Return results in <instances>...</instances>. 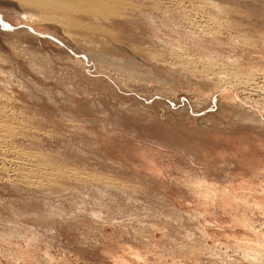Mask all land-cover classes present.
<instances>
[{
    "label": "rangeland",
    "instance_id": "obj_1",
    "mask_svg": "<svg viewBox=\"0 0 264 264\" xmlns=\"http://www.w3.org/2000/svg\"><path fill=\"white\" fill-rule=\"evenodd\" d=\"M28 1L0 0V264H264V0Z\"/></svg>",
    "mask_w": 264,
    "mask_h": 264
},
{
    "label": "bare ground",
    "instance_id": "obj_2",
    "mask_svg": "<svg viewBox=\"0 0 264 264\" xmlns=\"http://www.w3.org/2000/svg\"><path fill=\"white\" fill-rule=\"evenodd\" d=\"M24 1H25V0H24ZM24 1L22 0L23 3H24ZM26 1H27V0H26ZM44 1H45V3H46L48 0H47V1L44 0ZM66 1H67V0H66ZM28 2H30L31 4H32V3H35V4H33V5H36L37 3H38V5H40V4H42L43 0H29ZM28 2H27V3H28ZM48 2H49V1H48ZM69 2H70V1H69ZM69 2H68V3H69ZM72 2H73V1H72ZM72 2H70V4H71ZM30 3H29L28 5H30ZM43 3H44V2H43ZM68 3H67V4H68ZM46 4H47V3H46ZM70 4H69V6L67 5L69 8H70V6L72 5V4H71V5H70ZM22 5H23V4H22ZM64 5H66V4H63V5H61V6L63 7ZM78 5H79V4H78ZM30 6H31V5H30ZM41 6H42V5H41ZM44 6H46V5H44ZM44 6H42V7H44ZM33 7H34V6H33ZM37 7H38V6H37ZM62 7H60V9H62ZM64 7H65V9H67L66 6H64ZM35 8H36V7H35ZM40 8H41V7H39V9H40ZM52 8H54V6H53ZM71 8L74 9V5H73V7H71ZM71 8H70L69 10H71ZM41 9H42V8H41ZM44 9H45V11H48V7H47V10H46V7H44ZM37 10H38V9H37ZM50 10H51V9H50ZM50 10H49V11H50ZM55 10H56V8H55ZM55 10H54V11H55ZM63 10H64V8H63ZM69 10H67V11H69ZM40 11H41V10H40ZM42 11H43V9H42ZM64 11H65V10H64ZM72 11H73V10H72ZM44 13H45V12H44ZM46 14H48V13H45V14H43V15H46ZM49 14H50V12H49ZM77 14H78V13H77ZM43 15H42V16H43ZM53 15H54V13H53ZM53 15H50V17L54 18ZM56 16H57V15H56ZM57 17H58V16H57ZM49 19H50V18H49ZM56 19H57V18H56ZM53 20H55V19H53ZM55 21H56V20H55ZM58 23H59V22H58ZM64 25H65V24H64Z\"/></svg>",
    "mask_w": 264,
    "mask_h": 264
}]
</instances>
